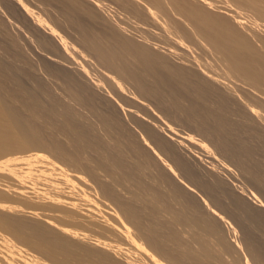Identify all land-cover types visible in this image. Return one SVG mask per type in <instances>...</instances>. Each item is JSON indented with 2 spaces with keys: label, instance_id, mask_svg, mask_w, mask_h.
<instances>
[{
  "label": "bare ground",
  "instance_id": "6f19581e",
  "mask_svg": "<svg viewBox=\"0 0 264 264\" xmlns=\"http://www.w3.org/2000/svg\"><path fill=\"white\" fill-rule=\"evenodd\" d=\"M32 1L35 2L33 5L36 11L33 10L32 2L31 8L30 4L26 5L28 0L24 3L21 0L23 6L25 5L22 9L27 16H33V13L37 12V21L43 20L44 23L56 27L57 30L53 28L56 31L59 29L68 35V38L70 36L71 39L77 40L82 49L85 48L82 50L83 55L85 50L94 55L101 64L112 70L114 78L108 80L91 67L89 62H93L82 60L83 55L82 58L79 56L81 48L79 55L73 46L72 51L71 47L69 50L72 53L75 50V55H53L55 51L50 49L52 47L49 48L50 44L45 39L38 40L27 33L25 38L31 41L33 49L44 58L57 57L55 60H59L60 63H56L60 67L66 65L69 70L76 68L89 74L100 87L112 89L115 85L120 86L125 92V96L120 93V102L129 103L126 99L130 96L136 98V104H129L132 111L125 113V117L141 131L143 137L139 136L140 134L138 139L133 137L134 129L131 131L126 128L114 115L104 114L111 124V129H107L105 136H99L84 126L77 117L68 124L72 138L67 145L61 141L64 140L62 137L59 140V136L65 131L64 128L47 122L42 117L43 110L19 90L22 85L16 83L19 80L14 81V76H18L16 74L19 72L26 74L25 70H12L0 64V91L5 98L3 102L0 101V229L4 230V235L8 233L15 239L12 238L14 246H10L6 240L0 238L2 246L20 249L32 264H36L37 260H44L48 264H264V247L261 242V237L264 236V219L259 214L261 203L255 198L251 200L242 195V192L246 191L244 189H247V184L243 186L240 183V188L236 186L238 180H235V186L242 191L234 190L236 187L233 186L234 189L228 188L229 186L223 183V180L228 178L227 168L226 171L223 170L227 175L222 173L226 178L221 180L223 177L220 178L219 170L217 173L215 167L212 168L215 165L207 167L205 172L198 165L197 170L201 169L204 174L197 180L181 162L185 154L182 153L183 156L180 152L192 149L183 146L181 151V142L169 140L170 137L165 138L157 122L152 119L145 122V119L151 117V112L148 113L144 105L142 110L147 109V112H138L145 100L154 98L157 104L173 109L174 112L171 113L174 117L183 114L188 125L194 130L193 133L196 132L204 138H200L204 143L198 148L210 153L212 149L209 150V147H214L219 155L229 159H226L227 162L237 165L233 167L235 170L240 168L241 173L250 179L263 198L264 172L261 173L256 168L252 148L242 143L237 133L245 130L249 135H257L264 140V52H260V47L264 45L259 43L258 48L256 45H259L257 41L260 39H257V43H254V38V41L251 39L255 46L249 40V37H252L250 32L262 31L261 27L264 28V0H236L244 8L247 6L255 12L256 17L251 19L228 0L221 2L224 7L217 6L213 0H109L116 4V8L122 10L121 13L127 14H123V17L121 13L118 15V9L117 12L111 9L113 3L108 5L103 0ZM237 2L235 5L240 6ZM9 8L0 3V15L3 12L4 15L8 13ZM125 16L127 20L129 17L131 19L124 20ZM0 21V25L6 28L15 27L11 19ZM2 31L0 30V39L4 41H0L2 52L11 51L17 61L23 59L22 63L26 64L28 53L23 51L19 38L11 36L12 32L8 34L4 32L6 30ZM63 39L65 40V37ZM73 44L78 48L79 44ZM26 45L24 47H27ZM65 47L67 52L69 47ZM205 57L209 58V61ZM85 58H88L87 55ZM214 62L217 63V68L222 69V74L229 75L231 79L228 80L227 76V79L223 80L226 76H220L214 71ZM25 64L24 66L27 65ZM27 66L32 67L30 64ZM26 69L28 70V67ZM40 69L46 77H62L67 83H76L83 92L80 94H84L83 90L88 89V86L72 74H63L44 65ZM33 80L38 81L39 78ZM12 83L20 88L9 86ZM112 92L116 96L113 89ZM162 95H167L171 100L165 102ZM85 96L80 98L85 103L94 105L85 100L88 94ZM105 101L107 102L106 99ZM253 103L257 107H254ZM241 108L249 117L244 115ZM229 109L235 110L231 119L226 118ZM62 112L71 114L74 111L64 106ZM106 126L110 127L109 124ZM73 137L75 141L82 142L85 147L83 149L90 153L89 157L85 156L89 153H84L85 150L75 144ZM112 138L123 142L124 151L123 147L119 148L121 144L116 145L109 141ZM125 150L132 155V160L127 158ZM200 158L202 157H196L198 160ZM48 159L60 162L67 167L66 170H82V175L86 174L85 177L100 191V199H106L118 210L126 230L121 228L119 231L113 227L116 224L119 226V216L115 217L117 221L112 219L113 217L107 220L108 217L104 218L99 210H89V206L79 197L78 188L71 183L73 179L69 180L65 174L51 170L50 162H46ZM58 167L56 168L59 169ZM217 167L219 169V166ZM57 171L61 172L62 169ZM238 175L240 177L239 172ZM210 182L218 184L222 192L220 195H209L210 204L203 206L191 192L194 189H207L205 183ZM232 183L231 185H234ZM182 184L185 186L182 187ZM117 185L123 188L127 196L125 193L120 194ZM253 185L251 184L252 189ZM248 186L250 187V184ZM16 190L34 191L38 195L15 192ZM257 202L259 204H256ZM226 203L230 206L229 210ZM52 212H57L58 216L60 214L63 220L60 217L58 218L62 221L52 220L51 215L57 216ZM96 216L102 219L98 220ZM227 218L238 227L242 240L238 241L239 233L237 240L235 239L238 229L236 231ZM70 223H75V226L79 223L89 229L95 228L97 232L104 233L105 237L107 234L112 235L110 238L119 237L122 241L126 240L125 245H138L148 258L142 259L144 254L141 258L138 255L137 258L138 249L135 247L131 248L135 250L134 253L133 250L130 251L132 254L136 253L135 256H129L130 247L125 249L128 250L126 253L123 246L122 250L125 252H122L119 247L121 244L112 245L109 243L110 239L104 241L100 239V234L90 235L80 231L79 225L75 228L71 227ZM251 228L259 230L261 236L252 238L244 234L247 229L253 232ZM132 230L135 232L134 236L131 234ZM123 232H128L131 237L126 233L124 235L129 238H125ZM185 232L187 234H184ZM76 237L80 241L84 237L89 238L90 242H80ZM114 238V243L118 244ZM10 247L9 250L13 249ZM1 262L0 264H6V261Z\"/></svg>",
  "mask_w": 264,
  "mask_h": 264
},
{
  "label": "rangeland",
  "instance_id": "374dc122",
  "mask_svg": "<svg viewBox=\"0 0 264 264\" xmlns=\"http://www.w3.org/2000/svg\"><path fill=\"white\" fill-rule=\"evenodd\" d=\"M10 1V2H9ZM11 1L12 0H0V3H3V5L5 6V7H8L9 8V6H10V8H9V10H8V13L6 12L5 13V15H4V12H3V14H1L0 16L2 17V18H0V20L2 19V20H4V19H11L12 20V22H14L13 24H14V28H6V27H4V26H1L0 25V30L2 31V30H6V31H4L5 33H7L8 32V34H10L11 32V36H16V37H18L19 38V42H21L20 44L24 47V45H26V44H29V45H26L27 47L28 46H31L30 45V40H28V39H26L25 37H26V34L27 33H29L30 35H32V37H34V38H36L37 37V39L38 40H44L45 39V41L47 42V43H49L50 44V46H49V48L50 47H52V48H50L51 50L53 49V51H55V53L53 54V55H59V56H62V57H65V55H69V56H72V55H75V53H76V51L75 50H77V55H79V53H78V51L80 50L79 48H81V50H80V57L82 58V55H83V52H82V50H84L85 48L83 47V49H82V46L79 44V42L76 40H74L73 38V40H74V42H76V46L79 44V46H77L78 48H76L75 47V44H73L74 42L72 41V39L70 38V36H69V38H68V35H66L64 32H62L61 30H59L58 29V31H56L57 30V28L56 27H54L53 25H50L49 23H44V21L43 20H40V21H37V19H38V13L37 12H34L33 13V16H27L26 14H25V12L23 11V9H22V7H24L23 6V4L22 3H24L23 2V0H22V3H21V0H17V1H12V4H11ZM29 2H26V3H28V4H26L27 6L30 4V2H32L31 4L33 5V2L34 1H32V0H28ZM103 1H106L107 2V4L109 5V3L110 4H112L113 6H112V8L111 9H113V10H116V12H117V9L119 10L118 11V15H120V13H121V9L120 8H116L117 6H116V4L114 3V2H112V1H110L109 2V0H103ZM215 1V2H214ZM223 0H213V3L214 4H217V6H219V7H222L223 5H222V2ZM228 1H235L234 2V4L231 2V4L232 5H234L235 7H238V8H240V9H242L241 11L242 12H244V13H246L247 15H249V19H251L252 17L253 18H255L256 17V14H255V12L250 8H248L247 6H245V8L243 7V6H241V4L239 3V2H237L236 0H228ZM18 2V3H17ZM218 2V3H217ZM236 2H237V4L239 3L240 4V6L241 7H243L244 8V10H243V8H241L239 5L238 6H236L235 4H236ZM6 3H7V5H6ZM20 4V5H19ZM29 5V7H31L32 8V5ZM115 4V5H114ZM219 4V5H218ZM34 5H35V2H34ZM33 5V10L34 9H36L35 8V6ZM243 5V4H242ZM26 6V7H27ZM111 6V5H110ZM50 7V6H49ZM115 7V8H114ZM224 7V6H223ZM139 8H143V7H139ZM37 10V9H36ZM36 10H34V11H36ZM121 10V11H120ZM217 11H220L219 9H216ZM247 10H249V11H247ZM221 11H223V10H221ZM247 11V12H246ZM24 12V13H23ZM225 12H227V13H230V12H228V11H226L225 10ZM9 13H10V15H11V17H10V15H9ZM122 15V17H123V14H125V12L124 13H121ZM125 15H127V14H125ZM15 16V17H14ZM4 17V18H3ZM30 18V19H29ZM127 18V16H125L123 19L124 20H127L126 19ZM131 18L129 17L128 18V20H130ZM127 20V21H128ZM1 22V21H0ZM43 22V23H42ZM35 23V24H34ZM51 27L52 26V28L50 29V27L48 26V25ZM46 25V26H45ZM21 26V27H20ZM43 26H44V28H45V30H43L44 28H43ZM49 27V28H48ZM53 28H55V29H53ZM178 28V27H177ZM263 30L262 31H259V30H256V31H254V32H250V34L252 35V37H249V40L251 41V44L253 45V46H255V42L257 41V39H260V41L258 40L256 43L257 44H261V45H264V28L263 27H261ZM41 29V30H40ZM11 30V31H10ZM48 30V31H47ZM53 30H55V31H53ZM176 30V29H175ZM179 30V29H178ZM177 30V31H178ZM52 31V32H51ZM3 32V31H2ZM19 32V33H18ZM48 32V33H47ZM54 32H55V34H54ZM58 32H60V33H58ZM260 32H261V34H260ZM46 33V34H45ZM65 35H64V34ZM255 33V34H254ZM256 33H259V34H256ZM57 34V35H56ZM61 34H63L62 35V37L64 38L65 37V40L61 37ZM57 37H56V36ZM260 35H262L261 37H260ZM67 36V37H66ZM56 37V38H55ZM42 38V39H41ZM255 39V41H254V39ZM263 40H262V39ZM59 39V40H58ZM61 39V40H60ZM63 39V40H62ZM67 39V40H66ZM68 39H70L71 40V42L68 40ZM254 41V43H253V41ZM21 40V41H20ZM25 40H27V42L25 41ZM54 40V41H53ZM262 40V41H261ZM0 41L1 42H4V41H2V39H0ZM67 41V43H65ZM69 42V43H68ZM73 42V43H72ZM262 42V43H261ZM32 45H33V43H31ZM48 44V45H49ZM260 44L259 45H256V47L258 46V48L260 47ZM65 46H67V48H68V51L66 52L65 50H66V47ZM75 48V50L73 51V53L71 52L72 51V49H73V47ZM22 47V49H23V51L24 52H26V53H28V55H27V61H26V64L27 65H32V67L30 66V68H29V66H27L25 63V65L26 66H24V64L22 63L23 62V59L22 60H16L15 59V57H14V54H13V52H7L6 53V51H4L3 50V52H2V49H0V64H2V65H4V66H7V67H9L10 69H24L25 70V73L26 74H24V72L23 73H17L16 75H18V76H14V81L16 82L17 80H19V82L17 81L16 83L18 84H20V85H22V86H20L19 84V86L21 87V89H19L20 91H21V93H22V95L23 96H25V97H27L29 100H32V101H34V103L36 104V106L37 107H39L41 110H43V113H42V117H44L45 119H46V121L47 122H49V123H52L51 125H53V124H57V125H59V126H61L62 128H64L63 130H65L64 131V133H62V135H60L59 137V140H61L62 138L64 139V140H61L62 142H64V143H69L68 141H69V139H71L72 138V133L70 132V130H69V127H68V124H69V122L70 121H72V120H74L75 118H79L80 119V121H81V123L82 124H84V126H86V127H89L90 129H92L95 133H97L99 136H105L106 135V133H107V131L109 130V129H111V124H110V122L103 116L104 114L105 115H114L115 117H117L118 119H119V121L120 122H122L125 126H126V128H130V130L132 129H134L133 130V132H132V134H133V137H135V138H137L138 139V137L139 136H141V137H143L142 136V133H141V131L139 130V129H137L134 125H132V123L130 124V122L128 121V119H127V117H125L126 116V114L125 113H127L128 111H132L131 110V108H129V104L130 103H132V105L133 104H136V102H137V99L136 98H134V97H131L130 95H127V96H130L129 97V99H126L127 101H129V103L127 104V103H124V102H120V100H119V97H121V94H122V96H125V92L124 91H122V89L120 88V86H114V87H112V89H113V91L114 92H116V96L114 95L115 93H113L112 92V89L111 88H104V86L103 87H100V85H98V83L89 75V74H87V73H85V72H83V71H80L79 69H76V68H70V70L66 67V65H65V67H60L57 63L59 62V60H55L54 59V57L52 56V58L49 56L48 58H44L43 56H41L40 54H38L37 53V51H35L34 49H33V46H31V47H28V50H26L27 49V47H24L23 48ZM70 47H71V49H70ZM255 47V48H256ZM264 47V46H263ZM263 47H260V52H261V50H263L262 52H264V49H263ZM258 48H256V49H258ZM262 48V49H261ZM63 49V50H62ZM71 51H70V50ZM259 50V49H258ZM86 51V52H85ZM84 52V55H83V57H84V59L82 58V60H90L91 62H93L92 64L89 62V64L91 65V67L92 68H94L96 71H99V73H101L104 77H106L108 80L110 79V81L114 78L113 77V75H112V70L109 68V67H106V66H104L103 64H101V62H99L98 60H97V58L94 56V55H92V54H90L89 52H87V50H85ZM71 52V55L69 54ZM75 52V53H74ZM64 53H66L65 55H64ZM82 53V54H81ZM88 53V54H87ZM264 54V53H263ZM31 55V56H30ZM86 55H87V57L88 58H85L86 57ZM91 56H92V58H91ZM204 58V57H203ZM208 58V57H207ZM58 59V58H57ZM205 59H206V57H205ZM55 60V61H54ZM95 60V61H94ZM204 60V59H203ZM206 60H208L209 61V58L208 59H206ZM87 61V62H88ZM57 62V63H56ZM60 63V62H59ZM214 63H216V62H214ZM42 65H44V66H46V67H48V68H50V69H52V70H56V71H58V72H60V73H63V74H72L77 80H79L82 84H84V85H86V86H88V89H86V90H88V91H90L89 93H88V91L86 92V90H83L84 91V94H82L83 92H82V90L80 91L79 90V87H78V85L76 84V83H74V82H71V83H67V82H65L64 80H62L63 78L62 77H54V76H52V77H50L51 75H48L47 77L41 72V69H40V67L42 66ZM96 65V66H95ZM215 65V64H214ZM216 67V69L214 68V71L215 72H217L218 74H220V76H226V74L224 73V75L222 74L223 73V71H222V69L221 68H217V63H216V65H215ZM28 67V70L26 69ZM212 68V67H211ZM27 70V71H26ZM80 72V73H79ZM79 73V74H78ZM222 74V75H221ZM26 75H28V76H26ZM43 76V77H42ZM228 76V80L229 79H231V78H229V75H227ZM227 76L225 77V78H223V80L224 79H227ZM31 77H33V78H39V80L38 81H36V80H33V78H31ZM45 77V78H44ZM41 78V79H40ZM44 78V79H43ZM228 80H225V81H228ZM13 81V82H14ZM229 82V81H228ZM41 86V87H39V85ZM17 85V86H18ZM9 86H15V87H17L16 86V84L15 83H12V84H9ZM18 86V87H19ZM19 87V88H20ZM90 88V89H89ZM111 89V90H110ZM119 89V90H118ZM116 90H118V91H116ZM79 91V92H78ZM1 92V91H0ZM80 92H82L81 94H80ZM80 95H79V94ZM91 93V94H90ZM93 93V94H92ZM95 93V94H94ZM97 93V94H96ZM113 93V94H112ZM118 93H119V95H118ZM121 93V94H120ZM87 94H88V96H87ZM79 95V96H78ZM83 95V97L82 98H84V96L86 97V98H88L89 97V99H86L85 98V100H87L88 102H92V104H94V105H96V106H94V105H89L88 103H85L80 97ZM91 97H94V99L93 98H91ZM95 95V96H94ZM51 97H52V99H51ZM95 97H96V99H95ZM162 98H164V101L166 102H168V101H170L171 99L170 98H168V96L167 95H162L161 96ZM97 98H99V99H97ZM4 95H3V93L1 92L0 93V101H4ZM105 99L107 100V102L105 101ZM133 99V100H132ZM95 100V101H94ZM97 100V101H96ZM134 100L136 101V102H134ZM145 100V99H144ZM143 100V101H144ZM148 100V101H147ZM147 100H145L144 101V104H141V106L139 107V108H141L138 112H140V111H144V112H147L148 111V113H149V111L151 112V113H149L150 114V116L151 117H148L149 119H145V122H147L148 120H151L152 119V121H155V123L157 124V125H159L160 126V130L162 131V134L163 135H165V138H169V140H176V141H180L181 142V144H180V149H181V151L184 149V147L187 149H192V150H194V148L196 149V150H194V151H190V150H185V152H180L181 154L182 153H184L185 154V156H184V154H182L183 156H184V159L183 160H181V162L182 163H184L185 165H186V168L190 171V173L193 175V177H195L197 180H199V179H201V175H203L204 173L203 172H205V169H207V167H211V166H213V165H215V166H213L212 168H214V170L217 172V173H219L220 175V178H222L221 180H223V179H225L226 178V175H227V173H225L223 170H225L226 168V170H227V172H228V178H230L231 176V178L230 179H228L229 181H227V179H225V180H223V183L226 185V186H229L228 188H230V189H234L236 186H240V188H241V184L240 183H242V185L243 186H245L246 184V187H247V189H244V190H246V191H243L242 192V195L244 196V197H246L247 199L249 198V199H257V201L259 202V203H261V204H259L258 202L256 203V204H259L260 205V212H259V214H260V216L264 219V209H262V208H264V197L262 198V195L261 194H258V191H257V189H255L256 187L253 185V183H251L250 182V179L246 176V175H243L242 173H241V170H240V168L239 169H236V170H239V171H236L235 170V168H233V167H237V165L235 166L232 162L230 163V161H228L227 162V160H229V159H227V158H225L224 157V155H219L220 153L219 152H217L216 151V149L214 148H211V146L209 147L210 149L209 150H211V152L209 153V152H205V150H202V149H200V148H198L199 147V145H203L202 143H204L200 138H203L201 135H199L198 133H193V129L191 128V126L190 125H188V123L186 122V118L184 117V115L182 114L181 116H176V117H178V119L176 118V117H174V114H172L171 112H174L173 111V109H169V107H163V106H161L160 104H157L158 102H156L157 100H155L154 101V98H148ZM149 101H151V102H149ZM152 101H153V103H152ZM106 102V103H105ZM151 103L152 104V106H151V104H148L147 105V103ZM146 103V104H145ZM154 103H156L155 105H154ZM110 104V105H109ZM63 105V106H62ZM75 105V106H74ZM143 105H144V107H146L147 109H145V110H147V111H145L144 109L142 110V107H143ZM253 106L255 105L254 103L252 104ZM69 107V108H71L72 109V111H74V112H72L71 114H65L64 112H62V107ZM157 106L159 107V106H161V107H159V108H157ZM143 107V108H144ZM154 107V108H153ZM254 107H257L256 105L254 106ZM158 110H157V109ZM92 109V110H91ZM160 109H161V111H160ZM167 110V111H165V110ZM241 110L243 111V113H244V115L246 116V117H249V115L246 113V111H244L242 108H241ZM160 111V112H159ZM234 111L235 110H231V109H229V111H228V114L226 115V118L228 119H231L232 118V116H231V114H234ZM96 112V113H95ZM157 112V113H156ZM162 112L163 113H165V114H162ZM169 113L170 115H171V117H173L172 119H171V117H170V115L169 114H167V113ZM78 113V114H77ZM91 114V115H90ZM101 114H102V116H101ZM161 114V115H160ZM165 115V116H164ZM88 117V118H87ZM108 121V123H107V121H105V119ZM175 118V119H174ZM82 119H84L83 121H82ZM98 119V120H97ZM176 119H177V121H176ZM103 120V121H102ZM173 120H174V122H173ZM179 120L181 121V122H179ZM86 121V122H85ZM104 121L107 123H104ZM126 121H128V122H126ZM98 124V126H96ZM101 124H103L104 126H102ZM110 125V127L109 126H106V125ZM89 125V126H88ZM128 126V127H127ZM166 126V127H165ZM101 127V128H100ZM109 127V128H108ZM162 127V128H161ZM108 129V130H107ZM169 129V130H168ZM247 129V128H246ZM257 129H259L258 127H257ZM68 132H67V131ZM131 130V131H132ZM260 130V129H259ZM69 132H70V134H69ZM66 133H68V134H66ZM138 134H140L139 136H138ZM238 138L240 139V141L242 142V143H244V144H247V145H249L251 148H252V157H253V159H254V161H255V166H256V168L261 172V173H263L264 172V140L262 139V138H260L259 136H257V135H249L245 130L244 131H239L238 133ZM69 135H70V137H69ZM200 136V137H199ZM62 137V138H61ZM107 139V138H106ZM204 139V138H203ZM73 140L75 141V138L73 137ZM77 140V139H76ZM190 140V141H189ZM109 141H111V142H113V143H115L116 145H118V144H121L120 146H119V148H121L122 149V147L124 146V144H123V142L120 140V139H118V138H112L111 140H109ZM189 141V142H188ZM206 141V140H205ZM207 141H209V140H207ZM76 143L75 144H77V146L79 147V148H81V149H83V148H85V147H83V144H82V142L81 141H75ZM184 145H183V144ZM193 143H194V145H193ZM208 143V142H207ZM190 145V147H189V145ZM209 145L211 144L210 142L208 143ZM68 145V144H67ZM185 145H187V147L185 146ZM208 145V146H209ZM184 146V147H183ZM192 146V147H191ZM194 146V147H193ZM196 146V147H195ZM179 149V150H180ZM201 151H200V150ZM85 150V151H84ZM123 151H124V147H123V149H122ZM121 150V151H122ZM199 150V151H198ZM83 151H84V153H89L86 149H83ZM122 151V152H123ZM188 151V152H187ZM189 151H190V155H188L187 153H189ZM128 154H127V153ZM192 152H195V153H192ZM196 152H198L197 154H199V155H197L196 154ZM202 152V153H201ZM206 154H205V153ZM213 152H215V153H213ZM124 153H126L125 155H127V158H129V159H133L132 158V155L128 152V151H126L125 150V152ZM123 153V154H124ZM208 153V154H207ZM196 154V155H195ZM212 154V155H211ZM202 155H204V156H202ZM85 156L86 157H89L90 156V153L89 154H85ZM188 156V157H187ZM189 156H192V157H189ZM194 156H196L197 158L198 157H202V158H200L199 160L198 159H196V157H194ZM211 158H213L212 159V161H211ZM227 159V160H226ZM198 160V161H197ZM209 160H210V162H209ZM214 160V161H213ZM216 160V161H215ZM50 162V164H51V166L49 165V168L51 169V170H53V171H55L56 173L58 172L59 174H62V175H64L65 174V176H68L69 177V180H72L71 181V183L75 186V187H77L78 188V194H79V197L81 198V199H83L84 200V202L89 206V210H95V211H97V210H99V212L102 214V216H104V218H106L107 219V217H108V219L107 220H110L112 217V219H114V220H116L117 221V219H115V217H116V215H117V217L119 216L118 215V210L113 206V205H111L106 199H103L102 197H101V199H100V195H101V193H100V191L98 190V188L91 182V180L87 177H85V175L86 174H84V176L82 175V170H79V171H75V170H73V169H67L66 170V168H65V166H63V165H61V163L60 162H57V161H54V160H52V161H54V163L50 160V159H48V160H46V162ZM134 161V160H133ZM202 161V162H201ZM218 161V162H217ZM222 161H223V163H222ZM208 162V163H207ZM227 164H225V163ZM201 163H203L202 165H201ZM211 163H213V164H211ZM222 163V164H221ZM229 163V164H228ZM54 164H56V166H53ZM58 164H60V165H58ZM207 164H209V165H207ZM233 165L232 167L230 166V165ZM200 166L201 167V169H203V172H202V170L200 169V170H197V166ZM203 165H205V166H203ZM221 165L223 166V167H221ZM40 166V165H39ZM60 168H59V167ZM217 166H219V169H218V167ZM1 167V166H0ZM55 167V168H54ZM56 167H58L59 169H57ZM65 168V170H64V168ZM221 167V168H220ZM54 168V169H53ZM217 168V169H216ZM224 168V169H223ZM62 169V173L60 172V171H57V170H61ZM217 170H219V172L217 171ZM221 170H222V172H221ZM225 170V171H226ZM0 171H2V170H0ZM81 171V172H80ZM202 172V173H201ZM238 172L240 173V177H241V179H240V177H239V175H238ZM101 173V172H100ZM222 173H225L224 175L222 174ZM223 175V176H222ZM242 177H243V179H242ZM245 177H247V178H245ZM236 178V179H235ZM245 178V179H244ZM234 179V180H233ZM89 180V181H88ZM230 180L233 182V181H237L238 183H237V185L235 186V184H234V182L232 183V182H230ZM243 180V181H242ZM245 180H247V181H245ZM74 181V182H73ZM235 181V182H236ZM241 181V182H240ZM91 182V183H90ZM228 182H230V183H228ZM246 182V183H245ZM226 183H228V184H226ZM231 183L232 184H234V185H231ZM250 184V187L248 186ZM251 184L253 185V189H252V186H251ZM162 185H164L163 183H162ZM161 185V186H162ZM117 186H120V185H117ZM116 186V188L118 189V191L120 192V194H124L125 196H127L126 194V192L123 190V188H121V186L120 187H117ZM182 187H184L185 185L184 184H182L181 185ZM205 186L207 187V189H203V188H201V190H197V189H194V191H192L191 193L196 197V200H197V202L199 203V204H201V205H203V206H207V205H209L210 204V201H209V195H211V194H214V195H220L221 194V192H222V189L219 187V185L218 184H216V183H214V182H210V183H205ZM234 188H233V187ZM238 187H236L234 190H240V191H242L240 188H238ZM245 187V188H246ZM162 188H163V186H162ZM244 187H242V189H243ZM203 189V190H202ZM254 189H255V191H257V193H255V191H254ZM87 190H89V191H87ZM254 191V192H253ZM15 192H24V191H22V190H16ZM27 191H25L24 193H26ZM28 192H30V191H28ZM27 192V194H29ZM34 192V191H33ZM30 192V194L29 195H31V194H35V195H38V193H36V192ZM81 192V193H80ZM86 192H88V193H86ZM123 192V193H122ZM188 192H189V190H188ZM90 193V194H89ZM100 193V194H99ZM259 193H260V191H259ZM86 194H88V195H86ZM257 194V195H256ZM260 195H261V197H260ZM87 196V197H86ZM92 197V198H91ZM260 197V198H259ZM97 198V199H96ZM245 198V199H246ZM88 199V200H87ZM90 199V200H89ZM92 199V200H91ZM93 199H95V200H93ZM246 199V201H248ZM263 201H262V200ZM49 200V199H48ZM86 200V201H85ZM106 200V201H105ZM89 201V202H88ZM93 201V202H92ZM95 201V202H94ZM90 203H91V205H90ZM94 203V204H93ZM263 204V205H262ZM258 205V206H259ZM262 205V206H261ZM90 206H92V208L90 207ZM230 206L229 205H227V203H226V208H227V210H229L230 208H229ZM97 209V210H96ZM53 213V212H52ZM104 213V214H103ZM54 215H56L57 214V216H52L51 215V213H50V217L52 218V220H54V221H59L58 219H60L61 218V216H60V214H59V216H58V213L57 212H54L53 213ZM111 216V217H110ZM54 217V218H53ZM55 217H56V219H55ZM58 217H60V218H58ZM116 217V218H117ZM96 218L98 219V220H100V219H102L101 217H99V216H96ZM62 219V218H61ZM60 219V221H62ZM112 221V220H111ZM120 221V222H119ZM227 221H229V222H231L230 223V225H232V226H235L234 228H236L235 230L237 231V229H238V227L236 226V225H234V222L233 221H231V219L230 218H227ZM233 222V223H232ZM118 224H119V226L116 224L115 226H113L115 229L117 228V230H119V231H121V228H122V230L123 231H125L126 230V226H125V224H123L122 223V219H120V216H119V218H118V222H117ZM73 225H71V223H70V226L71 227H75V228H77V226L79 225L80 226V228L78 227V229L80 230V231H85L86 233H88V234H93V235H95V236H98L97 234H100L99 235V237H100V239H104V241H108L109 239V243L111 244L112 243V245H119V244H121V245H119V247H121V250L123 249V246L125 247L124 248V250L128 247H130V249L131 248H133V247H135V249L137 250L136 251V253H138L137 254V258H138V255H139V257L141 258L142 256L141 255H143L144 254V257H142V259H144V258H146V259H144V260H147V255L143 252V251H141V249L139 248V246L138 245H133V247L130 245V243H128V241L126 242V243H128V244H126V245H128V246H126L125 245V241L126 240H123L124 241V243H123V241H122V239H120L119 237H116V238H114V236H113V238L114 239H117V243L118 244H116V243H114V242H116V240H113V238H110V236H112V235H108L107 233H105V235H106V237L103 235L104 233H101L100 231H98V232H100V233H98L97 232V230L95 229V228H91V229H89V227H87V226H83V225H81V224H79V223H76L77 225L75 226V223H72ZM121 225H123L124 227H121ZM88 229H87V228ZM125 230H124V229ZM93 229H94V231H93ZM2 229H0V238H3L4 240H6L7 242H8V245H10V246H14L13 244H12V236L10 235V234H8V233H6L7 235H9V236H7V235H4L3 233V231H1ZM91 230V231H90ZM184 230V229H183ZM224 231H225V229H223ZM248 230V229H247ZM247 230H245L244 232V234H246L247 236H251L252 238H257V236L259 237V233L258 232H260L259 230H257V231H255L256 230V228H255V230H254V228H251V230H253V232H250L249 230L247 231ZM93 231V232H92ZM3 232V233H2ZM90 232H92V233H90ZM132 233V235L134 236V234H135V232H134V230H132L131 231ZM127 233V235H129L128 234V232H126ZM126 233L125 232H123V235L125 234L126 235ZM239 233V238H241V239H239L238 238V241L239 240H242V233H240V230L238 229V232H235V236H236V240H237V237H238V234ZM255 233V234H254ZM258 233V234H257ZM184 234H187L186 232L184 233ZM225 234H226V231H225ZM124 235V237L125 238H129L128 236L126 237ZM228 235V234H227ZM226 235V236H227ZM233 235V234H232ZM11 236V237H10ZM102 236V237H101ZM105 238H104V237ZM109 236V237H108ZM130 236V235H129ZM229 236V235H228ZM234 236V235H233ZM233 236H231L232 238H234ZM241 236V237H240ZM261 236V235H260ZM98 237V238H99ZM108 237V238H107ZM131 237V236H130ZM263 237L264 236H262L261 237V242H263V247H264V239H263ZM106 238H107V240H106ZM76 240H79V238H75ZM81 239V238H80ZM83 239V238H82ZM85 239H87L86 237H84V239L83 240H79L80 242H82V241H88V242H90V239L88 238L87 240H85ZM231 239V238H230ZM13 240H15L14 238H13ZM110 241H113V242H110ZM85 242V243H86ZM241 242V241H240ZM239 242V243H240ZM133 244V243H132ZM10 246H8V248L10 247ZM112 247H114V246H112ZM7 248V246H2V244H1V242H0V261H2L1 263H3V261L5 262L6 261V264H32V262H31V260H29L28 259V257H26V256H24L25 254H24V252L23 251H21L20 249H16V248H14V247H10V248H13V249H11V250H9ZM114 248H116V247H114ZM127 248V249H128ZM124 250H122V252L124 251ZM133 249H131V250H129V256H131V255H133V256H135V254H132V253H130V251H132ZM141 252H140V251ZM126 251V250H125ZM124 251V252H125ZM128 251V250H127ZM127 251H126V253H127ZM134 251L135 250H133L132 252L134 253ZM139 251V252H138ZM139 253H141V254H139ZM37 254V253H36ZM132 256V257H133ZM27 259H28V261H27ZM148 263L150 262L149 260L147 261ZM158 264H161V263H159V262H157ZM4 264V263H3ZM36 264H48L46 261H44V260H37L36 261ZM151 264V263H150ZM163 264V263H162Z\"/></svg>",
  "mask_w": 264,
  "mask_h": 264
}]
</instances>
